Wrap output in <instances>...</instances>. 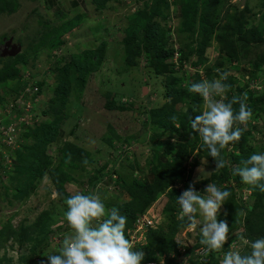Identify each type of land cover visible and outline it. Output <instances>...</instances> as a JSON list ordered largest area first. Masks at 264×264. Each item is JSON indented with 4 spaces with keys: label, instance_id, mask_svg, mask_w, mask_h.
<instances>
[{
    "label": "rangeland",
    "instance_id": "rangeland-1",
    "mask_svg": "<svg viewBox=\"0 0 264 264\" xmlns=\"http://www.w3.org/2000/svg\"><path fill=\"white\" fill-rule=\"evenodd\" d=\"M129 1L130 0H126L123 1V3H118L116 8H114L115 10L109 9L108 11H104L102 13V19L97 18L93 20L92 24L89 19L86 18V22L81 21L79 23V25L83 23L80 27L72 25L73 28L76 27L75 29H78L80 32L69 39H64L60 36V38L54 39L50 37L49 41H44V39H46V36L44 37V32L48 34L52 27L48 25H44L43 27L42 25V27L39 28L43 32V35L40 33L35 34L34 32L36 30H31L26 27L28 17L24 18L25 26L21 27V29V25L19 26L21 19L15 21L14 18L16 16L12 19H8L11 17L10 15L7 18L8 20L0 19V47L2 43L4 44L8 41L6 39L11 38L12 44L21 45L20 56L25 57V59L36 57V59L33 58L35 60V66L31 64L27 66L18 64L17 67L21 74L24 67L25 72L28 74H30L31 68H34L35 74L38 76L40 74L38 68L41 67L42 70L44 68L47 69L51 66L50 61H58L62 64L67 61L66 58H68L69 55L77 54L83 50H91L93 47L94 50L99 49L101 51L102 46L105 47L102 63L97 72L88 75L85 79V87L82 89V92H79V95H77L76 92L70 93L64 105L53 108L48 105L47 101L52 96V90H48L47 87L54 82V77H51L52 80L50 77H47L50 78L48 80L49 83L44 87L45 90L43 94L39 95L38 103L34 105V109L30 107L32 113L22 111L20 117L26 118L27 124H19V122H16L20 131H18V140L15 149L25 146V144H27V146L33 145L34 139L31 132L35 130L37 123L38 126L41 125L40 127L43 128L39 135L45 134L43 132L44 127L51 123L54 124L55 129L52 136L55 135V138L48 141L49 143L44 146L45 152L43 151V154L46 153L50 158V161L46 162L49 164V168H55L57 164L56 160L57 162L60 161L59 154L63 144L70 145L71 149L77 155L81 156L82 159L73 160L74 162L69 160V162L77 163V165H80L85 171H90V173H95L97 171H100V173L109 172V178L105 180L106 182L101 181L94 189L104 196L105 194H110V199H119L121 196L119 191L124 189L117 183L113 182L111 185L107 183L110 182V180L114 181L118 179L120 181L122 178L128 182L130 178L141 179L142 174H148L152 180L151 171L156 165L150 164L151 162L155 163L151 148L152 146L154 148H160L162 143L166 141V138L159 139L157 138V133L152 131L151 123L148 120L150 117L148 112L151 109L161 107L170 100L166 89L167 79L173 78L174 80H180L181 88L186 89L189 82V85L192 84L196 72L199 74V80L202 81L204 79H212L217 74L215 70L221 69L222 71L226 70L230 72L228 80L230 79L233 83V90L242 88L245 84L248 85L246 91L254 92L253 104L264 96V62H261L260 58H258L260 59L259 61H255L256 59L254 60L255 56L264 53V33L261 37L263 41L258 44L256 47L257 49L250 46L245 52H239L238 61H231L219 54V44L214 39L217 34L215 31L204 49L205 61L203 60L197 67H192L191 63L196 60V54L191 56L189 60L184 59L182 63H180L179 56L176 55V53L177 50L181 48L187 52L188 49L186 50V47L189 45L196 48L197 43L195 41L197 39V33L183 31L181 28V19L180 17H178L179 19L173 17L174 9L171 6V8L165 10V14H170L167 20H162L159 17L153 19V22L155 20L159 22L161 29L165 33V37L167 36L168 42H170L168 45L170 44V47L174 51V55L165 62V64L170 67L169 72L159 76L148 66V59L142 54L145 52L143 51L141 55L139 53L143 49L141 45H138V40L142 38L141 35L134 36L129 31L132 28H129V26L132 17H134L133 15L140 10L144 12L146 3L151 0H136L137 3L135 5L129 3ZM223 1L225 3L221 4V16L228 13L233 17L247 6L250 10L247 16V22L249 23L246 29L251 28L262 31L264 24L260 23L259 17L264 12V0ZM0 2L5 4L3 0H0ZM166 2L169 5L173 4V0H166ZM148 4L150 5V2ZM0 9H2L1 6ZM23 10L24 8L19 10V12ZM255 13L256 16L254 17ZM3 16L6 15L0 13V17L4 18ZM74 21H77V19ZM225 21H222L220 26H222ZM215 29H217V27ZM89 30L93 39H91ZM143 32L144 30H141L139 34ZM129 33L131 36H134L135 39L131 42L130 46L127 47L123 40ZM62 35L65 36L64 33ZM40 41H42V43L44 42V44H40ZM76 41L78 43H75ZM140 44H142V42ZM132 48H134L139 55L132 57ZM256 52H259L258 55H255ZM54 53L56 57L51 56ZM9 58L14 57H0V68L3 67L4 63H6ZM129 61H132V64H129ZM254 62H258L259 66V69L256 71L252 65ZM219 63L221 66H218ZM207 68L211 72L209 74L210 76H208L206 72ZM245 69L247 72L242 71ZM22 78L27 81V74H22ZM20 85L21 83L16 80L7 81L0 87V93L5 96L4 94L9 92L10 89L14 87L18 88ZM15 95L16 93H14L11 98L4 97V101L0 103V119L10 116V118L5 119V125H8L9 121L13 122L11 119H14L13 117H17L19 114V112L15 113L13 108H11L14 103H17L13 100V98L16 97ZM34 95L29 98L21 99V102L26 100L25 103L32 106L35 101ZM111 102L115 103V106L113 109H108L107 106H109ZM38 104L39 106H37ZM203 104L204 101L202 99L200 109L203 108ZM185 105L186 103L183 104L182 107H185ZM14 108L18 109V105L16 104ZM121 108H123V110ZM42 110L47 111L46 116L40 113ZM6 111H8L9 114H6ZM255 114H258V116L255 117ZM250 126H256L262 134L248 135L246 138L248 145L245 150L248 152L255 151V153H264V112L261 113L259 110H256L253 112L252 119L247 125H241L245 130L249 129ZM22 134H26L24 139L22 138ZM150 135L152 136L151 140L149 139ZM143 140L144 142H142ZM0 149H2L1 145ZM11 152H13L12 157L10 153H8V157L12 162V158L14 161L16 155L13 150H11ZM224 152L227 157L228 154L233 153L238 155L239 148L233 143L228 145L224 149ZM70 154L71 153H67V155ZM198 154L197 151H194L192 156L187 158L185 170L183 172L184 176L181 178L179 177L174 185L169 186L164 192L159 193L156 201L146 209L154 211L160 210L161 213L159 214L158 212L160 216L158 222L161 226L167 225L168 223V218L165 213L163 214L164 207L168 200V192L178 190L182 193L188 188L190 183L196 184L198 182L199 184L202 180H205L206 183L200 184L199 189H197V191L203 192L208 183H218L219 179L216 177H218V172L220 170H216V166L209 161L198 157ZM197 157L198 159H196ZM85 159L88 161L87 165L83 163ZM168 159L171 160L170 158ZM150 166H154V168L150 170ZM236 166L237 165L227 166V168H229V174H227L228 180L217 186L224 190H232L234 205L232 204L231 207L233 206L232 208L235 209L234 218H237L234 219V222L237 224V232L242 233L241 230L244 228L241 226V221L244 219L243 211L248 208L250 210L255 199L253 195L256 193L261 194L263 191H261L259 187L243 183L239 176L234 175L232 167ZM13 167L14 165L12 162V165L8 168L4 167L0 169V229L2 230L5 224L9 225V223L12 227H17L23 219L27 220V224L32 223L37 215L42 211H47L50 218L48 225L53 224L51 230L55 231V235L51 236L50 245L36 257H32L33 254L30 250L33 243H39L41 241L42 236L45 234L44 230H34L33 234L30 236V241H27L29 243L26 244L23 243L19 245L16 240L9 241L3 247L4 250L0 251V258L3 255L6 256L4 257L5 259H0V264H46L47 257H45L44 254H59V246L62 244L64 236L71 231L67 222L63 221V214L67 210L66 205L59 200L58 197L55 199L52 198V192H56V190L49 173H46L43 178L36 181L33 195L29 198H24L23 201L21 199H12L18 196L16 183L10 180V176L13 175L14 172ZM157 168L158 166H156L155 169ZM198 169H200V172ZM83 173L86 177V173ZM92 175L93 174H90V176ZM82 177L83 175L81 173L78 174L79 179H82ZM236 179L240 181L239 186L235 183ZM71 181L72 182L64 184L65 190L69 193L74 190L82 192V189L86 186V181ZM106 183L107 186L104 187L103 185ZM262 183H264V181H262ZM5 196H7V199ZM110 199L105 202L108 208L115 205V202H113V204L109 203ZM10 200H13L12 205L8 204V202H11ZM4 208L7 210H3ZM263 210L264 208L261 211ZM227 214V207L223 205L218 217L225 218ZM197 219H202V217L197 215ZM178 230L184 231L189 229L185 226L180 227ZM190 233L201 236L199 234V229L195 231L191 230ZM234 238L236 239L235 235ZM55 244H58V246H54ZM240 244L242 245V243ZM225 246H228V244ZM244 249L245 251L247 250L246 247ZM219 253L220 252H213V255H222ZM21 258H23V260H21Z\"/></svg>",
    "mask_w": 264,
    "mask_h": 264
},
{
    "label": "trees",
    "instance_id": "trees-1",
    "mask_svg": "<svg viewBox=\"0 0 264 264\" xmlns=\"http://www.w3.org/2000/svg\"><path fill=\"white\" fill-rule=\"evenodd\" d=\"M3 1L5 4L0 2V6L2 7V9H0L1 12H11V10L15 9V2L13 0ZM149 2L150 5L148 4ZM149 2L146 3L144 12L143 10H140L134 15L129 26V28H132L129 31L134 36L141 35L142 38L138 40V45H141L143 49L139 53L141 55L143 51L145 52L142 54L148 59V66L159 76L169 72L170 67L165 64V62L174 55V51L170 47V44L168 45L170 42H168L167 36L165 37V33L161 29L159 22L157 20L153 22V19L159 17L162 20H167L170 14H165V10H168L171 6L174 9V15L181 19V28L183 31L197 33V39L195 41L197 43L196 48L189 45L186 47V50L188 49L187 52L184 51L183 48L177 50L180 63H182L184 59L189 60L194 54H196L197 58L191 63V66L197 67L202 63L204 60V49L208 45L209 40L215 31L217 34L214 39L219 44V54L225 56L231 61H238L240 51L245 52L250 46L257 49L256 47L258 44L263 41L261 37L263 36L264 28L262 31L251 28L246 29V26L249 23L247 22V16L250 10L247 6H245L240 13L232 17L228 13H225L222 16L220 15V9L222 8L221 4L225 3L223 0H173L172 5H169L166 0H151ZM100 3V6L106 4L104 0L100 1ZM255 16L256 13L254 17ZM259 18L260 23L264 24V12ZM222 21H225V23L220 26ZM78 22L79 21L77 20L76 24ZM72 25L75 24L69 22L61 27H56L55 32L53 29L50 31L55 33V35L60 32L59 36H61L63 33L69 32L73 28ZM216 27L217 29H215ZM141 30H144V32L139 34ZM50 31L48 34L51 33ZM51 34L46 35L45 40H49L50 37H53ZM134 36H131L129 33V35H126L124 38L123 42L127 47H129L131 42L135 39ZM141 42L142 44H140ZM104 48L105 47L102 46L101 51L99 49H91L69 55V57L66 58L67 61L62 64L58 61L51 63L48 73L54 77V82L52 81L53 83L48 85L49 79L45 78L37 83L39 91H44V87L47 85V89L52 90V96L47 101L48 105L52 108L62 106L66 103L67 97L70 93L76 92L77 95H79V92H82V89L85 87L86 77L97 72L100 67L105 52ZM132 50V57L139 55L134 48H132ZM258 53L259 52H256L255 55H258ZM51 56H54V54ZM33 58L36 59V57L25 59V57L18 54L14 58H9V60L4 63L3 67L0 68V87L7 81L16 80L21 83L20 87H14L10 89L9 92H6V94H4L5 96L0 93V103L4 101V97L11 98L14 93H16L15 96L17 97L20 95L22 81L17 66L18 64H22L23 66L31 64L35 66V60ZM258 58L261 59V62H264V53L255 56L254 60L256 59L255 61H259L260 59ZM129 64H132V61H129ZM252 65L255 71L259 69L258 62H254ZM218 66H221V64L219 63ZM242 71L247 72L246 69ZM30 72L33 76L31 80H34V77L36 76L34 68H31ZM206 72L208 76H210L209 74L211 72L208 68L206 69ZM199 78V74L196 72L192 83L200 82ZM179 81L180 80H174L173 78L167 79L166 89L170 100L161 107L151 109L148 112V115H150L148 120L151 123L152 131L157 133V138H166V141L162 143L160 148H154L153 146L151 148L153 153L152 157L153 160H155V163L151 162L150 164L158 166L157 169H155L156 166L155 168L154 166H150V170L154 168L151 171L152 181L145 182L142 178H130L128 182L122 178L120 181L118 179L113 181L120 187H123V190L127 192L130 197L129 202L115 203L114 205L120 210L122 215L127 217L125 235L126 231L132 227L133 222L157 199L158 194L164 192L169 186L174 185L179 177L181 178L184 176L183 172L185 170L187 158L192 156L194 151L199 153L198 157H201L216 166L215 161L208 155L207 149L203 146L202 139L197 133L192 131L190 125V120L192 118L194 119L195 115L200 114L199 111L193 112L192 108L193 106L198 108L201 107L202 97L188 91L190 82L186 89H182ZM33 83H36V81H33ZM226 83L231 85V89L227 94L228 99H231L234 95L239 96L243 93H247V106L252 110V113L256 110H259L261 113L264 112V96L253 104L254 92L246 91V88L248 87L247 84L242 88L233 90V83L230 79L227 80ZM185 103V107H182ZM114 106L115 103L111 102L107 108L113 109ZM235 107L238 110V105ZM121 109L123 110V108ZM40 113L45 116L47 115L46 110H42ZM254 116L257 117L258 114H255ZM173 117H175V121L173 120ZM40 126L41 125H36L38 128L35 127V130L31 132L34 139L33 145L27 146V144H25V146L21 147L19 145L20 148L14 150V154L16 155L14 161L12 158L14 172L13 175L10 176V180L16 183L18 196L13 197L12 199H21L23 201L24 198L27 199L33 195L36 181L43 178L46 173L51 175L53 186H55L56 192L60 194L58 199L62 202H64L65 198L71 193L65 190L64 184L72 182L71 180L75 182L86 181L85 184L88 186V189L86 191L83 190V193L88 194L91 190H95L94 188L97 187V184L109 178V172L100 173V171H97L95 173H90V171H85L80 165H77V163L69 162V160H80L82 157L77 155L68 144H63L59 154L60 161L57 162L56 160L57 164L55 168L50 169L49 164L46 163L47 161H50V158L46 153L43 154V151L45 152L44 146L49 143L48 141L55 138V135L52 136L55 125L51 123L44 127V135H39L40 131L43 130ZM253 134L261 135L262 132H260L256 126H250L249 129L244 131L240 141L234 143L239 148L238 155L233 153L228 154L227 157L224 149L222 150V156L226 160L228 159L227 161L230 162V166H240L242 160H246L252 154H255V151L248 152L245 150L248 145L246 138L248 135ZM25 135L26 134L22 136L23 139L25 138ZM151 137L152 136L150 135V140ZM144 140L142 142H144ZM67 153L71 154L67 155ZM12 154L13 152H10L11 157ZM198 157L196 159H198ZM3 163L4 158L0 156V167H2ZM219 170L218 177H216L219 179L217 185L226 182L228 180L227 174H229V168H227V165L225 168ZM83 172L86 173V177ZM80 173L83 175L82 179L78 178V174ZM90 174L93 175L90 176ZM204 183H206L205 180H202L199 184L197 182L194 184L195 189H199L200 184ZM235 183L237 186L240 185L238 179L235 180ZM228 191L231 192V196L224 204L227 207L228 214L225 218L218 217V220H226L231 232H237V224L234 222V219H237L234 218L235 209L232 208L233 206L231 207L233 204L232 190ZM180 194L181 192L178 190L167 193L168 200L164 207L163 214L165 213L168 218V223L164 226L159 224L155 231H149L146 234L148 246L145 250L146 252L143 261L155 260L163 257L166 259L167 264H170V253L174 252L177 246L174 243V238L180 231L178 229L187 226V221L181 220L178 217L179 205L176 198L179 197ZM253 196L255 197L253 205L250 210L249 208L244 209V219L241 221V226L244 227L243 230H241L242 233L252 240L264 237V210L261 211L264 208V191L261 192V194L256 193ZM5 197L7 199V196ZM10 201L11 202H8V204L12 205L13 200ZM49 219L48 212L42 211L32 223L27 224V220L23 219L17 227H12L10 223L9 225L5 224L2 230L0 229V251L4 250L3 247L11 240H16L19 245L29 243L27 241H30V236L33 234L34 230H44L45 234L42 236L41 241L39 243H33L30 250L33 254L32 257H36L41 251L50 245L51 236L55 234V231L51 230L53 224L48 225ZM199 238L202 237L200 236ZM54 246H58V244H55ZM4 257L6 256L3 255L0 259L3 260L5 259ZM21 260H23V258H21ZM210 260L211 261L208 264H219V261L213 257V254H210Z\"/></svg>",
    "mask_w": 264,
    "mask_h": 264
},
{
    "label": "clouds",
    "instance_id": "clouds-1",
    "mask_svg": "<svg viewBox=\"0 0 264 264\" xmlns=\"http://www.w3.org/2000/svg\"><path fill=\"white\" fill-rule=\"evenodd\" d=\"M173 17L177 18L174 13ZM51 63L54 62L51 61ZM49 68L43 70L41 67L38 68L40 74L33 80L36 81L33 84L37 88L38 82L52 77L48 73ZM215 71L217 76L210 80L204 79L190 84L188 91L198 94L204 101L202 109L193 106L192 111H199L200 114L190 120V125L192 131L202 139L208 155L215 161L216 170H219L225 168L226 165L230 166V162L222 156V150L240 141L245 131L241 125H247L253 113L247 106V93L234 95L228 99L227 94L231 85L225 82L230 72L221 69ZM24 73L25 67L22 71V74ZM22 74L20 73V79L22 85L24 82L25 84L21 88L20 95L13 98L15 102L29 98L25 95L24 88L33 76L30 72L25 81ZM42 94L43 91H39L38 88L37 95H34L37 101L33 102L32 109L38 103L39 95ZM16 104L14 103L11 108L15 113L19 112L18 117H20L23 108L20 105L18 109L14 108ZM236 105H238V110ZM6 118L10 116L4 117V121ZM13 118L11 120L17 122V118L15 116ZM173 120L175 121V117ZM4 121L2 123L5 125ZM0 156L4 158V165H6L5 157L2 153ZM83 163L87 165L88 161L85 159ZM198 171L200 172V169ZM232 172L239 176L243 183L259 187L261 191H264V183H262L264 181V153L252 154L248 159L242 160L240 166L232 167ZM111 183L113 180H110L109 184ZM87 187L86 185L82 192L74 190L65 198L64 203L67 210L63 214V221L67 222L71 231L64 236L59 246V254H44L47 257L46 264H142L144 252L134 250L135 246L129 240V231L133 228L135 221L125 235L127 217L122 215L115 206L108 208L99 192L91 190L88 194L83 193V190L88 189ZM59 195L58 192H52L53 199ZM230 196V191L222 189L215 183H208L203 192L197 191L194 183H190L188 188L176 198L179 205L178 217L187 221L189 230L199 229L202 237L200 243L206 245L210 252H223L225 245L233 235L242 241L247 250L242 252L240 248L235 247L234 242L231 243L228 246L230 250L223 252L220 264H264V237L249 239L242 233L231 232L226 220H218L222 206ZM197 215L202 219H197Z\"/></svg>",
    "mask_w": 264,
    "mask_h": 264
},
{
    "label": "built area",
    "instance_id": "built-area-1",
    "mask_svg": "<svg viewBox=\"0 0 264 264\" xmlns=\"http://www.w3.org/2000/svg\"><path fill=\"white\" fill-rule=\"evenodd\" d=\"M25 73L28 77L29 74L27 72ZM37 92L38 88L33 84V80H30V83H28L24 88L25 95L31 97L35 94L36 96ZM35 101H37V99ZM20 102V100L17 101L18 105L24 109L21 110L20 115L22 114V111L30 113L31 105H28V103H25L24 101ZM6 114H9V112L6 111ZM15 118H17V122H19V124H27L26 118L18 116ZM2 121H4V118L0 119V145L2 146L0 153H2L5 157V167L8 168L12 165L11 159L8 157V153H10L11 150H15V145L18 140V131H20V129L18 128L16 122H9L8 125H4ZM158 212L159 214L161 213L160 210L154 211L148 209L144 214L135 220L133 228L129 231V240L134 244V250L143 251L145 254L144 248L148 245L146 234L149 231H155V229L159 226L158 218H160V216ZM190 232L191 230L180 231L177 234L178 236L176 235L174 238V243L177 246L175 251L170 253V264H208L211 261L210 254H213V252L208 251L207 246L200 243V240L202 239L199 238L200 236L193 235ZM233 242L235 243V247L240 248L242 252L245 251L244 248L246 246H243V244L241 245L240 243L242 242L235 239L234 235L230 237L227 243L228 246ZM228 246L224 247L223 252L230 250ZM223 252L220 253L223 255ZM222 255H213V257L219 261V264ZM142 264H167V262L165 258L160 257L155 260L142 261Z\"/></svg>",
    "mask_w": 264,
    "mask_h": 264
},
{
    "label": "crops",
    "instance_id": "crops-1",
    "mask_svg": "<svg viewBox=\"0 0 264 264\" xmlns=\"http://www.w3.org/2000/svg\"><path fill=\"white\" fill-rule=\"evenodd\" d=\"M13 1L15 2V9L11 10V12L10 11L0 12L1 14L6 15V16H3L4 18L0 17V19L8 20L16 16L14 18L15 21L21 19V23H19V26L21 25L20 26V29H21V27L25 26L24 18L28 17V21L26 22V27L30 28L31 30H36L34 32L35 34L40 33L41 35H43V32L39 28V27H42V25L43 27L44 25H48L52 27L50 28V30L53 29L55 32L56 27H59V26L61 27L65 24H68L69 22H73L75 24L74 26L80 27L81 25H83V23L81 25H79V23L81 21L86 22V18L89 19V21L92 24L93 20H96L97 18L102 19V16H103L102 13L104 11L106 10L108 11L109 9L115 10L114 8H116V5H118V3H123V1H126V0H104L106 3L104 6H100L101 4L100 1H103V0H13ZM129 3H132L133 5H135L137 1L130 0ZM22 8H24V10L19 12V10H21ZM10 15L11 17L8 18V16ZM76 19L79 21L77 24H76V21H74ZM14 24L13 26L15 27ZM75 28H73L70 31L71 33L66 32L64 33L65 36L63 35L61 36L64 39H69V38L74 37L76 34L80 32L78 29H75ZM50 32L52 33V34L50 33L53 36L52 38H60L59 36L60 32L57 35H55V33H53L52 31ZM50 34H46L44 32L45 36L50 35ZM89 34L91 36V39H93L92 34L90 33V30H89ZM10 39L11 38L6 39V40H10ZM44 41H49V40L44 39ZM77 41L75 43H78ZM39 43L44 44V42L42 43V41H40ZM3 165L4 163L2 164V167H0V169L6 166V165L4 166ZM141 176H142L141 178L144 179L145 182L152 181L151 177L148 174L147 175L142 174ZM107 183H110V182H107ZM107 183L104 184V186H107ZM119 194H121L119 199H116V198L110 199L109 197L110 194H105V196L101 195V197L105 199V202H107L110 199L109 203L111 204H113V202L115 203L129 202L130 197L127 194V192H125L124 190H121L119 191ZM3 210H7V209L4 208Z\"/></svg>",
    "mask_w": 264,
    "mask_h": 264
},
{
    "label": "water",
    "instance_id": "water-1",
    "mask_svg": "<svg viewBox=\"0 0 264 264\" xmlns=\"http://www.w3.org/2000/svg\"><path fill=\"white\" fill-rule=\"evenodd\" d=\"M21 51V46L19 44H12V40L6 41L3 46L0 47V57H15ZM147 91V90H144Z\"/></svg>",
    "mask_w": 264,
    "mask_h": 264
},
{
    "label": "flooded vegetation",
    "instance_id": "flooded-vegetation-1",
    "mask_svg": "<svg viewBox=\"0 0 264 264\" xmlns=\"http://www.w3.org/2000/svg\"><path fill=\"white\" fill-rule=\"evenodd\" d=\"M3 44V43H2ZM2 44H1V46H2Z\"/></svg>",
    "mask_w": 264,
    "mask_h": 264
}]
</instances>
